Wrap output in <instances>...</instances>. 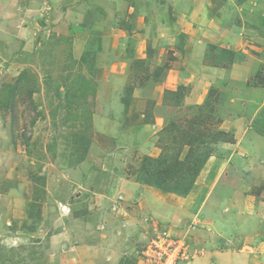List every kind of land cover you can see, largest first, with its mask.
I'll return each instance as SVG.
<instances>
[{"label": "rangeland", "instance_id": "374dc122", "mask_svg": "<svg viewBox=\"0 0 264 264\" xmlns=\"http://www.w3.org/2000/svg\"><path fill=\"white\" fill-rule=\"evenodd\" d=\"M211 1L0 0V264L63 262L61 238L108 219L127 180L200 196L144 218L151 237L191 226L179 264L263 245L264 213L259 230L203 205L244 192L264 212V0Z\"/></svg>", "mask_w": 264, "mask_h": 264}, {"label": "crops", "instance_id": "0c3cea01", "mask_svg": "<svg viewBox=\"0 0 264 264\" xmlns=\"http://www.w3.org/2000/svg\"><path fill=\"white\" fill-rule=\"evenodd\" d=\"M211 2L212 3L208 2V7L215 14L229 8L227 6L229 1L213 0ZM211 164L212 163L209 162L208 166ZM115 170L118 173L117 175L124 176V173H126L123 172V169L117 168ZM100 174L105 176L102 172H100ZM244 179L245 178L242 179L243 184L239 185L237 192H239V190L240 192L242 190H251V184H246ZM250 180L254 182V179ZM125 182L127 183L115 181V189H113V192L108 196L106 210H104V214L108 215V219H103L95 225H89L87 223L86 227L84 220L78 218L80 219L79 223L83 225V229L77 238L72 237L66 239L65 236L61 238L64 241H62L60 245L65 246L62 249L63 251L60 252L63 262L55 259V264H136L135 255L139 247L138 243L146 242V240L152 236V232H150V229H147L148 226L144 222L146 216H156L158 213L166 217L168 216L169 219H171V217H179L181 213L194 215L198 210L196 206L201 202V198L198 196L197 198L200 201L196 200L195 202L194 200L188 205L184 202L182 203L181 197L177 196L181 200L180 201L174 195H172L173 198L171 202L169 199L170 195L164 192L154 190V188L142 185L140 182L137 183L129 180ZM201 189H203V187L199 188V191ZM118 190L122 191L121 194L123 195V199L120 202L117 201L118 198L115 199ZM242 193V200L240 202H236L234 198L229 199L222 197V199H214L211 197L209 200L204 201L203 211L208 214L211 207L216 206V213H219V216H214V218H225V221H227V217L221 216L223 214V216L228 215L227 222H229V218L238 222L247 216L246 212L248 210V212L258 216L259 224L257 227L260 230L262 218L259 217V215L260 213H264L262 212L263 208L259 206L257 210L256 198L253 194ZM151 202L153 203L154 210L148 206ZM263 203L264 199L261 200V204ZM195 204L197 205L195 206ZM112 206L116 208V211L113 210L114 207L112 208ZM182 226H184L185 229H182ZM168 227L174 236H182L191 229V226L188 224L181 225V227L179 225H169ZM51 244L55 250H58L53 239L51 240ZM254 244L255 242L245 248L234 249L230 252H213L210 256L213 258L211 264H264V257L261 261L257 253L258 250H264V243H262L263 245L260 247ZM137 264H143V261L140 260Z\"/></svg>", "mask_w": 264, "mask_h": 264}, {"label": "built area", "instance_id": "2783aa9c", "mask_svg": "<svg viewBox=\"0 0 264 264\" xmlns=\"http://www.w3.org/2000/svg\"><path fill=\"white\" fill-rule=\"evenodd\" d=\"M157 232L149 242L141 246L139 255L143 264H179L182 259L187 258L184 240L173 237L172 234Z\"/></svg>", "mask_w": 264, "mask_h": 264}, {"label": "clouds", "instance_id": "9594fccd", "mask_svg": "<svg viewBox=\"0 0 264 264\" xmlns=\"http://www.w3.org/2000/svg\"><path fill=\"white\" fill-rule=\"evenodd\" d=\"M174 236V235H173ZM176 237H178V236H176ZM153 237H150L148 240H150V239H152ZM146 242H140V243H138V250H137V252H136V257H137V261L139 262L140 260H142L141 259V257H140V251H141V246L143 245V244H145Z\"/></svg>", "mask_w": 264, "mask_h": 264}, {"label": "trees", "instance_id": "16d2710c", "mask_svg": "<svg viewBox=\"0 0 264 264\" xmlns=\"http://www.w3.org/2000/svg\"><path fill=\"white\" fill-rule=\"evenodd\" d=\"M171 176H172V175H171ZM163 178H164V177H163ZM163 178H162L161 180H159V183L157 182V183H158L159 185H161V186H165V183H166L165 181H166V179H167V178H170V177H165L164 179H163ZM168 181H169V179H168Z\"/></svg>", "mask_w": 264, "mask_h": 264}]
</instances>
